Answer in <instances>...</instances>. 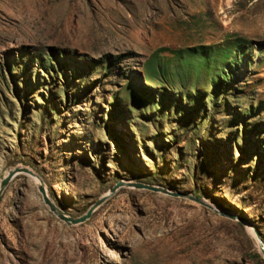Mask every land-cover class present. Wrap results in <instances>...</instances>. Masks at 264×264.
Wrapping results in <instances>:
<instances>
[{
  "label": "rangeland",
  "instance_id": "obj_1",
  "mask_svg": "<svg viewBox=\"0 0 264 264\" xmlns=\"http://www.w3.org/2000/svg\"><path fill=\"white\" fill-rule=\"evenodd\" d=\"M15 169L0 264H264V0H0Z\"/></svg>",
  "mask_w": 264,
  "mask_h": 264
},
{
  "label": "water",
  "instance_id": "obj_2",
  "mask_svg": "<svg viewBox=\"0 0 264 264\" xmlns=\"http://www.w3.org/2000/svg\"><path fill=\"white\" fill-rule=\"evenodd\" d=\"M18 174H26V175H29V176H33V174L31 172H29L28 170L26 169H15L11 172H9L7 174L6 177H4L0 183V195L1 193L3 192V190L7 187V185L9 184V182ZM123 186V184L120 182L118 183L117 185H115L110 191L109 193L104 196L103 198H101L99 201H97L93 206H91L89 208V210L80 218L78 219H71V218H68L64 215H62L59 211H57L55 209V207L49 202L48 198H47V195H46V192H45V189L43 188V186L41 185V182H40V185L38 187V192L40 193L42 199H43V202L50 208V211L53 212L62 222L66 223L67 225H78V224H82L84 222H86L90 217L91 215L93 214V212L102 204L104 203L109 197H111L113 194H115V192L121 188ZM135 189H144V190H148V191H151V192H154V193H161V194H164V195H168V196H171V197H175V198H178V197H187V196H184L182 194H173L169 191H166L164 189H161V188H156V187H151V186H145V185H142V184H133L132 185ZM190 198V197H188ZM191 200H193L192 198H190ZM195 202H199V200H195ZM222 216L224 217H227L231 220H235L236 218L232 215H228V214H222Z\"/></svg>",
  "mask_w": 264,
  "mask_h": 264
},
{
  "label": "bare ground",
  "instance_id": "obj_3",
  "mask_svg": "<svg viewBox=\"0 0 264 264\" xmlns=\"http://www.w3.org/2000/svg\"><path fill=\"white\" fill-rule=\"evenodd\" d=\"M32 180H33V182L36 184V185H40V181H39V179H37V178H32ZM252 234V233H251Z\"/></svg>",
  "mask_w": 264,
  "mask_h": 264
}]
</instances>
